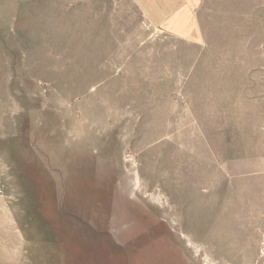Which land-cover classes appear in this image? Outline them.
I'll return each mask as SVG.
<instances>
[{
    "label": "rangeland",
    "instance_id": "obj_1",
    "mask_svg": "<svg viewBox=\"0 0 264 264\" xmlns=\"http://www.w3.org/2000/svg\"><path fill=\"white\" fill-rule=\"evenodd\" d=\"M191 1L0 0V264H264V0Z\"/></svg>",
    "mask_w": 264,
    "mask_h": 264
},
{
    "label": "crops",
    "instance_id": "obj_2",
    "mask_svg": "<svg viewBox=\"0 0 264 264\" xmlns=\"http://www.w3.org/2000/svg\"><path fill=\"white\" fill-rule=\"evenodd\" d=\"M155 28L178 37L188 36L194 21L191 0H132ZM193 13V15H192Z\"/></svg>",
    "mask_w": 264,
    "mask_h": 264
}]
</instances>
